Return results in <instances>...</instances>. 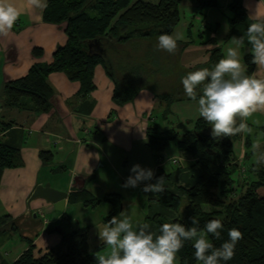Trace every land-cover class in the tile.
Returning a JSON list of instances; mask_svg holds the SVG:
<instances>
[{
    "label": "crops",
    "instance_id": "1",
    "mask_svg": "<svg viewBox=\"0 0 264 264\" xmlns=\"http://www.w3.org/2000/svg\"><path fill=\"white\" fill-rule=\"evenodd\" d=\"M233 1L217 0L216 6L204 9L190 0L180 3V21L172 34L181 32L185 36L178 41L175 50L176 64L178 62L185 69L207 67L210 51L217 44L218 30L226 29L224 38L229 39L226 32L230 30V4ZM11 2L21 10L22 15L12 30L0 34V115L5 122H13L0 136L5 145L20 151L22 164L0 167V264H12L31 245L39 256L45 250L59 246L62 234L78 228L87 229L89 250L99 256L106 244L99 239L98 229L107 225L105 217L112 209V205L104 199L107 194H118L122 199L115 215L124 211V201L132 198L142 204L147 202V218L155 215L172 218L173 212L155 201L157 193L143 192L142 184L136 188L122 187L132 165L137 163L154 170L151 182H155L163 172L165 188L179 195L192 187L201 174L199 167L192 166L193 160L181 153L175 140L171 141L174 142L173 151L183 158V163L174 168L166 164L167 159L176 156L171 154L168 157L166 153L171 142L162 152L147 143L150 126L156 125L158 132L165 126L164 122L158 123L155 118L156 112L165 111L167 101L163 97L172 93L171 89L179 84L167 78L168 73L152 71L150 48L147 47L152 46L151 43L142 40L131 46L141 49L138 54L142 59L141 65H130L122 58L120 62L117 60L119 65H115L117 57L114 56L106 60V67L96 65L93 71L95 88L85 96L79 94V82L69 80L63 72H52L48 76L53 90L48 112L12 108L6 105L5 83L25 75L35 62L49 63L55 49L65 44L66 35L58 25L44 20L45 7H35L31 0ZM241 3L251 21L253 11L256 17L264 18V0H241ZM181 5H184V11ZM201 17L203 20L195 27L193 19ZM192 31L194 34L190 38ZM210 38L215 39V44L208 42ZM35 49L41 50L40 57L34 55ZM157 50L161 59L167 58L165 50L158 47ZM247 53H241L240 49L243 63ZM129 69L148 82L143 81L131 100L118 102L114 98L116 82L134 79ZM249 74L264 77V67L255 64ZM183 76L179 77L180 82ZM152 79L160 83L157 89L150 84ZM139 80L142 81H136ZM263 122L264 110L247 118L253 131L263 128ZM246 136L244 133L237 134L240 140ZM42 152L50 153V158L44 160ZM47 182L53 188L68 193L64 211L56 212L54 220V226H61L62 233L46 229L52 222L54 204L43 197L31 198L36 186ZM80 190L100 199V202L93 207L84 206L81 201L69 202L70 194ZM100 206L101 210L98 209ZM90 208L96 211L93 219L89 217L84 224L80 223L76 212ZM65 215L69 220L64 218ZM143 223L157 233L155 222L147 219Z\"/></svg>",
    "mask_w": 264,
    "mask_h": 264
},
{
    "label": "trees",
    "instance_id": "2",
    "mask_svg": "<svg viewBox=\"0 0 264 264\" xmlns=\"http://www.w3.org/2000/svg\"><path fill=\"white\" fill-rule=\"evenodd\" d=\"M183 1L185 0H159L157 3L145 0H46L43 18L63 30L66 42L55 49L49 63L35 62L25 75L5 83L6 105L37 113L48 112L53 91L48 76L52 72H63L69 80L79 82V94L85 96L95 88L93 71L96 65L103 64L106 67V60L114 57H117L115 65H119L120 58L129 61L130 65H141L138 50H135L138 51L137 55H130L129 58L128 55L132 44L142 40H147L152 45H146L150 48L152 71L168 73V58L161 59L157 50L158 36L162 33L172 34L180 21L179 5ZM190 1L203 9L218 3L217 0ZM230 11L233 12V17L229 19L231 36H241L246 41L247 27L253 21L247 17L241 0H234L230 4ZM91 40L99 44L101 53L90 49ZM208 42L215 44V39L210 38ZM34 55L40 57L41 50L35 49ZM171 55L176 61V55ZM220 59V48L215 45L210 51V60L206 66L211 68ZM245 62L249 73L252 72L255 65L252 53L245 56ZM140 85L132 78L121 79L116 82L115 100H131L141 88ZM183 97L185 96L173 97L168 93L163 99L170 102ZM203 122L207 121L200 119L196 123L197 128L189 129L181 136L174 132L171 134L169 130L162 129L158 132L156 125L147 129V143L154 150L162 152L175 140L181 153L191 158L192 166L199 167L201 171L198 181L185 189L183 195L166 188L157 193L155 201L176 213L172 218L159 215L153 217L157 233L163 223L181 222L191 227L193 225L190 218L193 216L200 221L199 225H195L199 230H204L208 221L220 219L224 224L221 239L204 233L216 247L229 239L228 230L235 228L242 233L235 255L222 264H264V162L258 161L257 167L255 162H248L247 159L246 177L241 178L242 182L239 183V177L234 176L239 171V164L238 155L231 145L232 138L228 137V145H225L222 139L217 140L204 134L201 130ZM12 123L5 122L0 115V133ZM244 144L248 149L245 157L249 158L254 153L250 149L252 142L249 135L244 139ZM262 150L264 151V146ZM41 156L48 160L50 153L42 152ZM21 164L20 151L5 145L0 136V167H17ZM160 177L165 180L163 172L159 174L158 178ZM233 193L239 195L233 196ZM104 199L112 205L105 217L108 224L111 217L119 211L122 199L118 194H107ZM77 201H81L84 206L93 207L100 199L80 190L69 196V202ZM64 218L69 220L67 215ZM87 235V229L82 228L64 233L59 246L45 250L39 256H36L31 245L12 264H98L95 257L98 256L97 253L89 250ZM193 245L194 241L185 242L177 253V264H201L195 258L196 250Z\"/></svg>",
    "mask_w": 264,
    "mask_h": 264
},
{
    "label": "clouds",
    "instance_id": "3",
    "mask_svg": "<svg viewBox=\"0 0 264 264\" xmlns=\"http://www.w3.org/2000/svg\"><path fill=\"white\" fill-rule=\"evenodd\" d=\"M31 3L38 8L46 6V0H31ZM21 15V10L11 0H0V34L12 30ZM250 16L253 22L247 27V44L253 63L264 67V18L256 17L254 11ZM183 39L180 32L162 33L158 36L157 47L174 53L178 41ZM244 45V38L232 36L224 58L211 68H200L181 78L185 94L198 104L199 116L208 122L211 135L217 140L238 133L252 134L247 118L264 110V77L248 73L240 58V49ZM262 143L257 141L252 146L257 167L258 161L264 160ZM153 177V169L137 163L132 165L122 187L136 188L142 184L145 193L165 191L163 178L151 182ZM190 219L191 227L181 222L163 223L155 233L147 223L135 221L121 211L118 216H112L106 226L98 229L99 239L110 246V251L106 255H95L96 260L98 264H177V253L186 241H194V255L201 264H222L233 258L236 245L242 238L240 230H228L229 239L216 247L204 233L221 239L222 221L212 219L204 230H199L195 226L199 225V219L195 216Z\"/></svg>",
    "mask_w": 264,
    "mask_h": 264
},
{
    "label": "rangeland",
    "instance_id": "4",
    "mask_svg": "<svg viewBox=\"0 0 264 264\" xmlns=\"http://www.w3.org/2000/svg\"><path fill=\"white\" fill-rule=\"evenodd\" d=\"M181 10L184 11V5H181ZM224 14H226V13H224ZM221 17L222 16H220V19H221ZM231 17H233L232 11L230 14V18ZM201 18H199V20L193 19V23L195 24V27L201 23V21L203 20V17H201ZM225 31H226V29H219L218 30V38L216 39V43H217L216 45L220 48L222 58H224L225 50L229 46V39L232 37L230 34V30L229 31L227 30L226 33H228L227 35H228L229 39L224 38ZM193 34H194V32L192 31L190 38L193 37ZM183 36H185V35L183 34ZM238 37H241V36H238ZM246 41H245V45L241 48V53L243 51V54H245L246 52H248L247 54L251 53V50L248 51L250 49V46L247 44ZM130 49L131 50L129 52L130 54L128 55V58L130 55H135L136 52L138 54V51L140 52V50H141V49H137L138 51H135L136 49H133V48H130ZM165 52H167V51H165ZM172 54L177 55L176 52H174ZM242 56H240V58ZM167 58H168V67L170 68V70H168V77L167 78H169L170 80H176V82L178 81V83H179V84H177V86L175 85L176 88L171 89V92H172L171 95L173 97L179 96V95H184L185 97H183L182 100L178 99V100H175L174 102L168 101L166 103L165 111L160 112V113L156 112L155 118H157L158 123L164 122L165 126L163 127V130H166V131L169 130V132L171 134H173V132H174L177 135L181 136L185 131H187L189 129L197 128L196 123L200 119L205 121L202 117L199 116L198 104L195 101H193L187 97V95L184 92L182 83L178 80L179 77L181 76V74L186 75L187 73L193 72L197 69L182 68L178 62L176 64V61L173 59V56L171 55V53H168V52H167ZM244 63H246V62H244ZM131 70L132 69H129L130 76L136 80L142 79V81L139 80V84L142 85V83L144 81V79H143L144 77H140V76L137 77L138 75L135 72H132ZM164 73H166V72H164ZM164 73H162V74H164ZM248 73H249V71H248ZM162 77H164V75H162ZM169 79H167L168 80L167 82H170ZM144 82L147 83L148 81H144ZM150 84L152 85V87L157 89L158 84H160V83L157 80L152 79ZM165 85H167V84H165ZM159 90H160V88H159ZM263 124H264V122H263ZM208 126L209 125L207 122H203L201 130L204 134L212 136L211 135V128ZM255 131H257V134H254ZM255 131H253V133L249 135L250 141L252 142L250 149H252V146L255 142H257V141L264 142V128H262V127L257 128ZM243 137H244V135H243ZM231 138H232V141L231 140L230 141H231L232 148H233L235 154L239 155V156H237V162L239 164L238 165L239 171L237 172V174L235 173L234 176L239 177V179H240L239 183H241L242 182L241 178L244 179L246 177L245 176L246 175V167L248 166V163H245V162H247L246 161L247 159H248V162H249V160H251L252 162H255V155L253 153L251 157H249V158L245 157L246 150H248V149H246L245 144H244L245 138L243 140H240L237 137V134L234 135V139H233V137H231ZM221 139L223 140L225 145H228V141L230 138L228 139V137H223ZM173 143L174 142H171L170 147L167 148V150H166V153H168V157L171 156V154L176 155L175 158L178 160V163H172L169 160L170 158L167 159L166 164L169 168L178 167L183 163V158H180V155H178V153L176 151H173V149H174ZM263 146H264V143L261 144V151H263L262 150ZM256 155H259V153H256ZM172 158H174V157H172ZM263 162H264V160H263ZM129 174H130V172H129ZM235 194L233 193L232 195L233 196L239 195V194H236V195ZM130 200H132V202H129ZM124 202H125V209L123 212L129 214L133 218V220L143 223L145 220L148 219L150 222L151 221L155 222L154 218H151V217L147 218L146 217L147 211L149 209L147 202H146V204H144V203L142 204L141 201L137 202L136 200H134L132 198L126 199V201H124ZM98 209L101 210V206ZM93 213L96 214V211H95V209H91V208L88 209V211H82V212L77 211L76 217H77L78 221H80V223L84 224L89 219V217H92V219H93ZM175 215H176V213L173 212V217ZM109 251H110V246L106 245L102 249V253H100L99 255H106V254H108Z\"/></svg>",
    "mask_w": 264,
    "mask_h": 264
},
{
    "label": "water",
    "instance_id": "5",
    "mask_svg": "<svg viewBox=\"0 0 264 264\" xmlns=\"http://www.w3.org/2000/svg\"><path fill=\"white\" fill-rule=\"evenodd\" d=\"M89 46L92 51L95 50L101 53L99 44L96 43V41L91 40L89 42ZM38 196L45 198L48 202L53 203L55 206V212H53L52 214V222L47 225L46 229H54L55 231L62 233L61 226H54V220L56 218V212L64 211L65 199L67 198L68 193L65 191L53 188L51 184L47 182L45 184L37 185L31 195V198L38 197Z\"/></svg>",
    "mask_w": 264,
    "mask_h": 264
},
{
    "label": "built area",
    "instance_id": "6",
    "mask_svg": "<svg viewBox=\"0 0 264 264\" xmlns=\"http://www.w3.org/2000/svg\"><path fill=\"white\" fill-rule=\"evenodd\" d=\"M172 163H178V160L174 157V158H170L169 159Z\"/></svg>",
    "mask_w": 264,
    "mask_h": 264
}]
</instances>
